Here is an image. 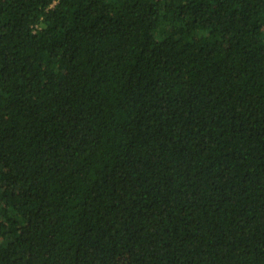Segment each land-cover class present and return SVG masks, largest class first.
<instances>
[{
  "label": "trees",
  "instance_id": "16d2710c",
  "mask_svg": "<svg viewBox=\"0 0 264 264\" xmlns=\"http://www.w3.org/2000/svg\"><path fill=\"white\" fill-rule=\"evenodd\" d=\"M0 264H264V0H0Z\"/></svg>",
  "mask_w": 264,
  "mask_h": 264
}]
</instances>
